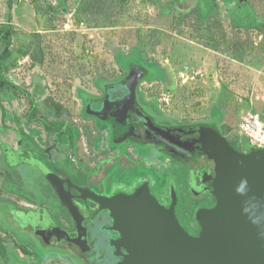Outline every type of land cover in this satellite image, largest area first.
Returning <instances> with one entry per match:
<instances>
[{"label": "rangeland", "instance_id": "1", "mask_svg": "<svg viewBox=\"0 0 264 264\" xmlns=\"http://www.w3.org/2000/svg\"><path fill=\"white\" fill-rule=\"evenodd\" d=\"M198 1L0 0V52L8 22L9 49L21 52L6 74L28 91L37 82L45 91L42 103L76 118L83 93L99 94L101 85L125 77L123 59L135 56L150 65L139 83L142 100L176 121H218L232 146L249 150L242 117L252 110L264 120V0H246L231 13L242 21L253 18L251 27L225 16L231 3ZM0 102L10 115L28 106L3 84ZM85 120L90 147L97 124ZM9 216L0 206V231L14 229ZM57 251L41 254L40 264H76L56 257Z\"/></svg>", "mask_w": 264, "mask_h": 264}, {"label": "flooded vegetation", "instance_id": "2", "mask_svg": "<svg viewBox=\"0 0 264 264\" xmlns=\"http://www.w3.org/2000/svg\"><path fill=\"white\" fill-rule=\"evenodd\" d=\"M7 51L3 85L23 96L28 106L23 114L10 115L3 105L5 116L0 115V206L9 212L14 228L0 231V264H40L41 254L54 250L59 252L56 257H70L76 264H115L116 238L111 237L117 233L109 230L108 201L138 190L148 189L163 212L174 202L180 225L198 235L197 212L216 202L211 193L216 162L200 153L205 147L190 131L208 125L225 136L221 127L207 120L176 121L146 103L139 83L148 76L135 85L138 108L121 100L131 88L121 84L129 71L122 79L101 85L99 94L83 93L79 117L65 109L58 112L41 102L45 91L38 90L37 82L28 91L6 74L7 59L14 51L19 53ZM86 116L95 128L97 124L90 147L84 143ZM157 128L172 133L159 136ZM247 151L245 147L242 152ZM38 163L57 178L72 212Z\"/></svg>", "mask_w": 264, "mask_h": 264}, {"label": "water", "instance_id": "3", "mask_svg": "<svg viewBox=\"0 0 264 264\" xmlns=\"http://www.w3.org/2000/svg\"><path fill=\"white\" fill-rule=\"evenodd\" d=\"M7 26L9 28V22ZM11 42L9 36L1 55L10 48ZM18 58L19 53L14 51L7 64L15 67ZM144 76L142 65H129V74L121 84H130L131 88L121 100L130 101L138 108L135 85ZM108 95L105 98L110 100ZM0 109L4 118L5 108L1 102ZM195 127L190 132L197 133L194 140L205 147L200 153L216 162V174L211 184L216 202L212 208L197 212L198 235H190L180 225L174 212V202L169 210L163 212L148 189L138 190L127 197L116 196L108 201L112 208L108 215L111 221L109 230L117 233L111 237L116 238L115 256L119 260L115 264H264V148L252 146L247 152H242L214 127ZM158 132L159 136L172 133L165 128H159ZM172 155L177 156L175 153ZM41 167L46 178L53 182L51 184L60 194L63 204L72 212L71 205L64 200L55 183L57 178L47 168ZM242 180L247 184L241 186ZM238 187L241 191H237ZM96 200L103 203L100 198L96 197ZM120 247L125 253L120 251Z\"/></svg>", "mask_w": 264, "mask_h": 264}, {"label": "trees", "instance_id": "4", "mask_svg": "<svg viewBox=\"0 0 264 264\" xmlns=\"http://www.w3.org/2000/svg\"><path fill=\"white\" fill-rule=\"evenodd\" d=\"M223 2H225V3H228V4H233V8H231V10L229 11V10H227V13H225V16L227 17V18H230L231 20H233V21H235L236 23H237V25L238 26H247V27H251V26H253V24L255 23L254 21H253V18L252 19H248V20H244V21H242V18L240 17H238L237 15H236V17L234 18H232V16H231V13H232V11H237L238 9H241V6L244 4L245 5V3H246V0H222ZM241 5V6H240ZM251 10V9H250ZM251 12H252V16H254V11H252L251 10ZM234 14V13H233ZM241 19V20H240ZM10 28V27H9ZM9 28H8V26H6L5 28H4V37H5V39H6V43L8 42V40H9V36H11L10 35V31H9ZM20 54H21V52L20 51H18ZM9 54V51H6L3 55H1L0 54V84H4V83H6L7 82V80L5 79V77H4V75H3V66H4V59L7 57V55ZM123 62L124 63H126L127 64V66L129 67V65L132 63V62H137V63H141L142 64V61L139 59V58H135V56H133V57H129V58H124L123 59ZM152 65H155L156 66V69H158L159 70V72L161 71V69H160V67L158 66V65H156V64H151V66ZM147 66H150V65H144L143 67H144V69H145V77H147V72H148V67ZM216 125H218L219 126V122L218 121H216Z\"/></svg>", "mask_w": 264, "mask_h": 264}, {"label": "built area", "instance_id": "5", "mask_svg": "<svg viewBox=\"0 0 264 264\" xmlns=\"http://www.w3.org/2000/svg\"><path fill=\"white\" fill-rule=\"evenodd\" d=\"M240 131L247 136L250 145L264 148V120L258 111H248L242 117Z\"/></svg>", "mask_w": 264, "mask_h": 264}, {"label": "clouds", "instance_id": "6", "mask_svg": "<svg viewBox=\"0 0 264 264\" xmlns=\"http://www.w3.org/2000/svg\"><path fill=\"white\" fill-rule=\"evenodd\" d=\"M246 184H247V181L246 180H242L241 181V186L246 185ZM237 191H241V188L238 187Z\"/></svg>", "mask_w": 264, "mask_h": 264}]
</instances>
